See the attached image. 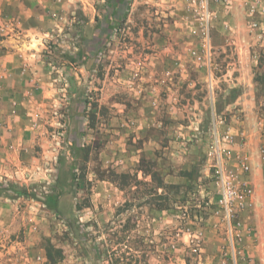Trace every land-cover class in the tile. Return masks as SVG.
Wrapping results in <instances>:
<instances>
[{
	"label": "rangeland",
	"instance_id": "rangeland-1",
	"mask_svg": "<svg viewBox=\"0 0 264 264\" xmlns=\"http://www.w3.org/2000/svg\"><path fill=\"white\" fill-rule=\"evenodd\" d=\"M72 4L51 46L92 68L94 85L83 82L79 91V118L97 141L75 152L69 191L80 200L77 211L90 208L96 180L107 179L114 195L99 196L96 217L44 206L50 212L27 233L0 231V264H260L240 253V229L232 242L228 236L208 154L214 129L228 131L245 146L259 143L264 171V0ZM239 60L252 68V87L235 80ZM196 124L200 148L191 136ZM176 131L178 152L186 153L173 163ZM9 184L0 176L1 188ZM14 197L0 192V202Z\"/></svg>",
	"mask_w": 264,
	"mask_h": 264
},
{
	"label": "crops",
	"instance_id": "crops-1",
	"mask_svg": "<svg viewBox=\"0 0 264 264\" xmlns=\"http://www.w3.org/2000/svg\"><path fill=\"white\" fill-rule=\"evenodd\" d=\"M73 5L72 0H0V176L28 192L40 191L37 193L41 199L55 196V214L85 217L88 213L89 217H96L98 199H102L99 196L105 193L108 200L114 195L113 185L107 179L93 183L89 209H74L80 200L69 191L75 152L93 148L97 141V133H93L92 127H83L85 122L79 118L82 108L79 91L86 81L92 88L93 71L91 66L88 70L76 64L78 55H62L57 47L51 46L57 43L53 39L61 25L58 18L71 13ZM239 63L236 82L251 86L248 81L252 68L244 66L241 60ZM196 126L189 128L193 129L191 136L197 138L194 145L200 148L198 137L203 136ZM179 134L176 131L174 139L169 141L173 163L186 153L178 152ZM105 140L108 141V136ZM149 144L144 142L141 151H146ZM182 144L181 148L186 151L187 147ZM257 146L259 143L250 139L245 148L237 144L232 147L233 155L243 154L246 158L248 173L241 175L234 159L230 160L229 167L235 170L240 183L254 191L253 197L237 213L243 248L240 253L252 262L264 264V171L262 162L255 158ZM166 173L164 182L174 183L173 175ZM204 187L214 186L208 182ZM41 199L5 198V202H0V231L15 226V229L24 227L27 233L32 228L30 222L43 221L42 214L50 211L44 208ZM104 213L106 216L110 213L107 206ZM209 221L215 222L214 218Z\"/></svg>",
	"mask_w": 264,
	"mask_h": 264
},
{
	"label": "built area",
	"instance_id": "built-area-1",
	"mask_svg": "<svg viewBox=\"0 0 264 264\" xmlns=\"http://www.w3.org/2000/svg\"><path fill=\"white\" fill-rule=\"evenodd\" d=\"M262 132L264 134V126ZM240 140V142H237L236 137L231 132H218L214 129L208 154L211 162V178L216 185V204L223 213L231 242L234 237L239 235V223L235 221L237 213L243 208L245 201L254 195L253 189L244 183H240L235 170H231L229 167L230 160L234 159L241 175L250 171L243 154L233 155L232 147L235 144L239 148L245 146V140Z\"/></svg>",
	"mask_w": 264,
	"mask_h": 264
},
{
	"label": "trees",
	"instance_id": "trees-1",
	"mask_svg": "<svg viewBox=\"0 0 264 264\" xmlns=\"http://www.w3.org/2000/svg\"><path fill=\"white\" fill-rule=\"evenodd\" d=\"M75 175L72 174V180H75ZM10 185V184H9ZM10 188H1L0 186V192H3L5 190H11L15 197H32L36 199H41V197H37L35 193L28 192L24 188H18L15 185L8 186ZM45 207H47L50 210H53L56 212L57 204H56V197L53 195L46 196V198L41 199Z\"/></svg>",
	"mask_w": 264,
	"mask_h": 264
}]
</instances>
